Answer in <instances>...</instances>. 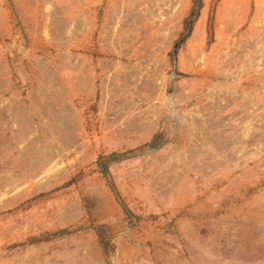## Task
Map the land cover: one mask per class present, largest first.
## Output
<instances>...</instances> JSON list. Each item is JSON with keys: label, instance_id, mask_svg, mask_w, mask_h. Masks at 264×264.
<instances>
[{"label": "rangeland", "instance_id": "rangeland-1", "mask_svg": "<svg viewBox=\"0 0 264 264\" xmlns=\"http://www.w3.org/2000/svg\"><path fill=\"white\" fill-rule=\"evenodd\" d=\"M0 264H264V0H0Z\"/></svg>", "mask_w": 264, "mask_h": 264}, {"label": "trees", "instance_id": "trees-1", "mask_svg": "<svg viewBox=\"0 0 264 264\" xmlns=\"http://www.w3.org/2000/svg\"><path fill=\"white\" fill-rule=\"evenodd\" d=\"M197 9V6H195V10Z\"/></svg>", "mask_w": 264, "mask_h": 264}]
</instances>
